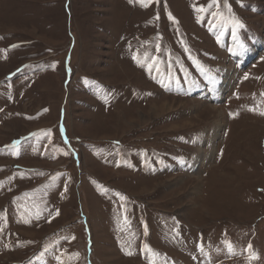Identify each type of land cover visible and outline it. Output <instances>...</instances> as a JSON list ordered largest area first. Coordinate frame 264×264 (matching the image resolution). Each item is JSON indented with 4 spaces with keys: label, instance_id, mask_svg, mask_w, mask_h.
Returning a JSON list of instances; mask_svg holds the SVG:
<instances>
[{
    "label": "rangeland",
    "instance_id": "1",
    "mask_svg": "<svg viewBox=\"0 0 264 264\" xmlns=\"http://www.w3.org/2000/svg\"><path fill=\"white\" fill-rule=\"evenodd\" d=\"M0 264H264V0H0Z\"/></svg>",
    "mask_w": 264,
    "mask_h": 264
},
{
    "label": "snow or ice",
    "instance_id": "2",
    "mask_svg": "<svg viewBox=\"0 0 264 264\" xmlns=\"http://www.w3.org/2000/svg\"><path fill=\"white\" fill-rule=\"evenodd\" d=\"M237 27H240V28H242L243 27V25L242 24H239L238 22H237ZM240 47H243V45H240ZM202 70V69H201ZM18 142H14V145H13V147H15V144H17ZM121 199H123V197H121ZM251 247V245H249V248ZM250 258H253V257H250Z\"/></svg>",
    "mask_w": 264,
    "mask_h": 264
},
{
    "label": "bare ground",
    "instance_id": "3",
    "mask_svg": "<svg viewBox=\"0 0 264 264\" xmlns=\"http://www.w3.org/2000/svg\"><path fill=\"white\" fill-rule=\"evenodd\" d=\"M259 46H256V48H258ZM260 49V48H259ZM256 50V49H255ZM255 50H254V52H255ZM236 177V176H235Z\"/></svg>",
    "mask_w": 264,
    "mask_h": 264
}]
</instances>
